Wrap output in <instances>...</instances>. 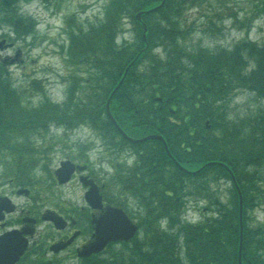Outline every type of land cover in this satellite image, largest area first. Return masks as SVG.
<instances>
[{
	"label": "trees",
	"instance_id": "1",
	"mask_svg": "<svg viewBox=\"0 0 264 264\" xmlns=\"http://www.w3.org/2000/svg\"><path fill=\"white\" fill-rule=\"evenodd\" d=\"M21 1L0 0V21L18 35L35 25L15 11ZM158 1L109 0L95 23L71 25L68 53L85 56L80 62L95 70L78 99L76 86L83 82L70 81L63 102L46 97L29 106L25 88L0 60V178L30 184L41 162L32 135L86 123L110 155L107 198L136 207L129 211L140 227L112 258L93 264H238L240 242L242 264H264V222L254 225L251 213L264 201V44L244 39L232 47L190 50L178 39L187 30L180 17L209 0H165L143 15L144 22L135 18ZM257 6L261 15L264 0ZM124 16H134V42L117 38ZM23 20L31 21L24 29ZM158 46L162 53L154 52ZM127 68L110 101L112 114L132 136L162 134L168 148L157 138L130 142L108 116L107 98ZM236 88L257 102L241 115L230 110ZM126 148L135 156L130 166L120 159ZM190 209L199 213L195 221L188 219Z\"/></svg>",
	"mask_w": 264,
	"mask_h": 264
},
{
	"label": "rangeland",
	"instance_id": "2",
	"mask_svg": "<svg viewBox=\"0 0 264 264\" xmlns=\"http://www.w3.org/2000/svg\"><path fill=\"white\" fill-rule=\"evenodd\" d=\"M108 1L22 0L20 7L18 10L15 8V11L26 19H32L35 25L32 31L26 32L24 28L31 21H21L20 28L24 29L20 32L21 35L13 31L12 24L0 21V39L8 37L2 48L0 47V60L7 64L13 80L25 88L23 96L26 99L25 104L37 106L46 97L54 101H62L68 94L66 90L70 81H77V84L79 81L83 82L76 86L75 99L83 95L85 82H92V73L95 74V70L89 64L80 62L86 59L85 56L80 55L76 58L73 53H68L69 30L75 22L95 23L97 18L103 16V7ZM162 3L163 0H160L150 5L160 8ZM200 4L188 8L180 17L182 25L187 30L182 35H178V39L185 46L190 47V50L203 46L212 49L219 45L232 47L244 39L264 44V12L260 15L258 0H209V3ZM150 5L149 7H152ZM139 13L141 14L138 21L143 19L144 12L141 10ZM1 18L2 15L0 20ZM135 25L134 16L132 19L123 18V24L118 31L119 38L125 37L130 42H134ZM12 41L14 45L7 47ZM97 47L98 45L95 49ZM154 52L162 53V46L155 48ZM230 96L232 98L230 110L233 115L244 114L248 108L256 106L254 94L247 90L233 89ZM44 134L43 137L40 134L32 135L33 144L38 151L36 155L41 158V162L33 171L31 185L27 184V187L34 190L33 199L28 201L25 196L12 194L17 209L29 206L42 211L59 203L62 208L82 205L85 190L78 178L75 177L65 184H58L55 169L60 161L66 158L83 161L81 155L86 157L84 152L86 148L80 151L77 144L87 139L92 142L93 147L89 149L90 159L87 156L85 163L99 181L106 179L112 169L108 164V151L104 149L105 145L100 144V138L94 141L93 130L84 124L66 130L51 126ZM33 137L41 138L33 140ZM124 155L125 153L122 157ZM131 161L132 158L128 159V165ZM10 180V178H0V193L15 191L16 186L13 182L9 183ZM260 185L264 190V183ZM252 216L254 225L264 222V201L252 209ZM53 231L51 224L47 222H41L38 228V232L46 242L49 241ZM118 248L116 247V250ZM36 259L39 261L38 258ZM62 261H66L63 264L68 262L67 259Z\"/></svg>",
	"mask_w": 264,
	"mask_h": 264
},
{
	"label": "flooded vegetation",
	"instance_id": "3",
	"mask_svg": "<svg viewBox=\"0 0 264 264\" xmlns=\"http://www.w3.org/2000/svg\"><path fill=\"white\" fill-rule=\"evenodd\" d=\"M73 161L78 165L85 166V169H77L71 179L77 177L80 180L82 176H87L84 178L87 182L94 179L100 185V191L103 195L101 207L92 206L84 199L80 206L73 205L62 208L59 203L55 207H48L42 211L35 207L22 206L14 212L8 213L5 220L0 222V234L6 230L17 229L21 231L22 236L20 233V237L16 235L19 238L24 236L28 241L25 252L15 264H63L66 261H62V259H67V264H93L112 258L113 247L124 243L123 241H112L99 253L81 254L84 252V248L90 245L96 237V220L104 214L107 206L116 204L107 198L105 183L98 180L91 168L82 160ZM82 187L84 190L89 188L83 185ZM29 188L30 192L26 196L28 201L32 200L34 195V190ZM41 222L50 223L54 229L47 242L38 232ZM29 259L30 261H28Z\"/></svg>",
	"mask_w": 264,
	"mask_h": 264
},
{
	"label": "water",
	"instance_id": "4",
	"mask_svg": "<svg viewBox=\"0 0 264 264\" xmlns=\"http://www.w3.org/2000/svg\"><path fill=\"white\" fill-rule=\"evenodd\" d=\"M2 42H4V40L1 41L0 44H2ZM149 137L159 136L150 135L141 139L132 140L141 141ZM75 168L76 166L72 161H62L60 167L56 170V176L59 182H67L71 178V174L74 172ZM85 184L88 185L87 182H85ZM24 191H27V189H20L18 193ZM85 197L92 206L101 207L102 196L99 192L98 185L93 182V180L90 182V188L86 192ZM14 209L15 204L12 203L9 197H0V219L4 216V210L10 212ZM137 228L138 226L127 216L122 208L109 206L104 214L96 220V237L89 246L85 247L83 254L98 252L103 249L108 242L113 240H128L135 235ZM14 233L15 231L6 232L0 236V264H13L24 251V247H21V245L24 243L25 246V241L20 243L9 241L14 236ZM239 264H241V253Z\"/></svg>",
	"mask_w": 264,
	"mask_h": 264
}]
</instances>
